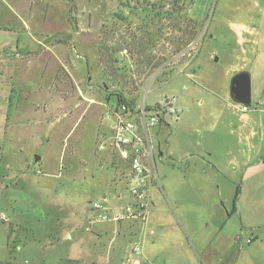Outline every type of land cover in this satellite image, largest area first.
I'll use <instances>...</instances> for the list:
<instances>
[{
    "label": "rangeland",
    "instance_id": "1",
    "mask_svg": "<svg viewBox=\"0 0 264 264\" xmlns=\"http://www.w3.org/2000/svg\"><path fill=\"white\" fill-rule=\"evenodd\" d=\"M189 1L179 17L171 13L173 0H0V146L11 148L16 161L34 151L29 170L35 176L50 168L73 172L71 163L90 154L92 146L99 154L96 147L110 131L113 121L107 117L117 95L136 109L167 97L182 99L183 87L191 88L199 68L207 77L210 70L250 65L257 54L264 59V0ZM193 21L200 26L196 40L179 46L180 31L188 34ZM177 46L180 53L170 57ZM229 119L235 124L234 117ZM169 138H158L160 145ZM77 164L82 168V162ZM114 176L119 178L117 170ZM26 186L14 188L12 204L40 206L37 194L45 191L33 177ZM58 199V208L67 203L65 196ZM71 202L58 218L34 212L17 228L5 212L0 264H84L92 234L90 206L102 200L92 198L89 207ZM6 229L8 243L2 235Z\"/></svg>",
    "mask_w": 264,
    "mask_h": 264
},
{
    "label": "crops",
    "instance_id": "2",
    "mask_svg": "<svg viewBox=\"0 0 264 264\" xmlns=\"http://www.w3.org/2000/svg\"><path fill=\"white\" fill-rule=\"evenodd\" d=\"M262 56L257 54L250 65L236 64L223 73L210 70L203 77L199 68L192 75L191 88L183 87L185 98L174 97L178 119L150 131L149 162L155 181L148 189L150 206L145 219L90 224L84 264H264ZM242 71L250 74L253 107L247 111L228 93L230 76ZM9 116L6 113V118ZM230 117L235 118V124ZM4 127L7 129L6 120ZM166 136L169 143L161 146L158 138L165 141ZM10 150L0 146V210L16 228L34 212L58 218L62 208L74 200L88 206L99 196L112 209L128 202L123 181L115 179L108 150L96 147L97 154L92 146L90 154L70 162L73 172L67 167L50 168L44 176L29 170L34 151L16 161ZM30 177L46 192L37 194L42 196L40 206L15 207L14 188L24 184L29 188ZM28 196L27 191L26 203ZM63 196L67 203L58 208L56 200ZM220 200L227 210L219 206ZM73 212L71 208L72 216ZM2 235L8 243L7 229ZM136 243L139 252L132 254Z\"/></svg>",
    "mask_w": 264,
    "mask_h": 264
},
{
    "label": "built area",
    "instance_id": "3",
    "mask_svg": "<svg viewBox=\"0 0 264 264\" xmlns=\"http://www.w3.org/2000/svg\"><path fill=\"white\" fill-rule=\"evenodd\" d=\"M118 100L116 107L109 110L107 117L113 121L110 131L100 138L97 150L111 152L113 169L118 171V180L123 181L126 187L128 202L117 209L109 208L103 203H91L89 224L142 222L145 219L150 206L148 189L155 181L149 162L152 147L150 131L159 125L174 123L179 116L174 97H167L153 106H141L137 109L131 107L124 99ZM241 109L248 110L245 106ZM6 221L7 214L0 210V222ZM130 252H139V245L134 244ZM24 264L29 262L25 261Z\"/></svg>",
    "mask_w": 264,
    "mask_h": 264
},
{
    "label": "trees",
    "instance_id": "4",
    "mask_svg": "<svg viewBox=\"0 0 264 264\" xmlns=\"http://www.w3.org/2000/svg\"><path fill=\"white\" fill-rule=\"evenodd\" d=\"M172 10H171V13H175L176 15H178L179 17H181V16H183V15H185V11H186V7H188L189 5H190V1L189 0H173V2H172ZM154 8L158 11V9H157V5H155L154 6ZM170 12H168L167 14H170V17H171V14ZM157 15H158V13H157ZM199 27L200 26H198V24H197V22H195V21H193L192 22V27H191V31L188 33V34H184V32H182V31H180L181 32V36H180V38H179V41H178V45L180 46L181 45V43L183 42V41H185V40H187L186 42H187V45H189V44H192L193 43V41H195L196 40V38H197V35H198V32H199ZM162 38V36L160 35V36H158V38ZM180 43V44H179ZM179 46H177V48L179 47ZM176 48V49H177ZM175 49V51H174V53H173V55H171L170 57H173L175 54H178V53H180V50L182 49V48H178L177 50ZM159 59H163V61H162V63L163 62H165L164 60H166V57L165 56H159L158 57V60ZM148 61H151V58L149 57L148 59H147ZM106 61V63H107V65H109L110 64V69H112L113 70V74H115L114 72V66H112V64H111V60L108 58V60H105ZM150 63L151 62H149V65H150ZM117 76V75H116ZM171 78H166L165 80H166V82H168L169 80H170ZM133 84V81L131 80V81H126V86L127 85H132ZM119 98H121L122 99V97L121 96H118L117 95V102H119Z\"/></svg>",
    "mask_w": 264,
    "mask_h": 264
},
{
    "label": "water",
    "instance_id": "5",
    "mask_svg": "<svg viewBox=\"0 0 264 264\" xmlns=\"http://www.w3.org/2000/svg\"><path fill=\"white\" fill-rule=\"evenodd\" d=\"M229 95L233 102L249 107L251 105L250 74L242 71L236 73L230 80ZM39 159L38 156L35 160Z\"/></svg>",
    "mask_w": 264,
    "mask_h": 264
}]
</instances>
